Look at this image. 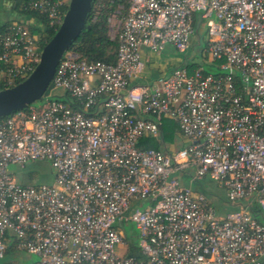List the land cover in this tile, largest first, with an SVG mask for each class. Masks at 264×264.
I'll return each instance as SVG.
<instances>
[{"label":"built area","instance_id":"1","mask_svg":"<svg viewBox=\"0 0 264 264\" xmlns=\"http://www.w3.org/2000/svg\"><path fill=\"white\" fill-rule=\"evenodd\" d=\"M125 1L114 62L67 50L41 106L0 117V264H18L10 241L38 264H264V0ZM68 3L0 0V90L33 71ZM195 24L211 71L188 62L135 82L144 50L185 53ZM163 118L188 141L181 160L141 144ZM35 160L50 163L52 183L19 174ZM188 167L239 207L217 214L175 175ZM129 223L139 257L127 254Z\"/></svg>","mask_w":264,"mask_h":264},{"label":"rangeland","instance_id":"2","mask_svg":"<svg viewBox=\"0 0 264 264\" xmlns=\"http://www.w3.org/2000/svg\"><path fill=\"white\" fill-rule=\"evenodd\" d=\"M3 15L5 16L6 14L4 13ZM109 23H110V31L108 35L112 38L114 37L117 29L122 23V20L120 18L119 8H117V10L114 11L112 16L110 17ZM199 36L201 43L195 44ZM205 38H206V29L205 27H202L201 29H199L198 33L192 35L190 49H188L185 53H179L175 51L171 46H167V48H165V50L161 53L162 54L161 60L168 65V68H170V70L183 66L185 65V63L193 61L194 63L197 62L203 64V66L206 67L207 70L211 71L210 67L207 66L206 57L199 55L200 50L205 49V47L203 46L204 44L203 42ZM58 92L60 93L61 90L58 89L57 93ZM42 103H43V99L36 101L33 104L34 106L39 107L41 106ZM163 124L166 129L168 127L169 129H171V133L170 135L166 133V136L165 135L163 136V140L156 139L157 142L159 143L158 146L161 143L162 147H164L163 145H165L164 143L165 140L166 143L174 142L177 145V147H184V145H186L187 140L179 133V131H177L174 122L170 119L163 118ZM17 168L21 176L26 173H29L30 181L32 183H52L54 180V169L52 168V166L48 161L35 160L27 163L26 166H24L23 168H20L19 166H17ZM180 181L182 184L189 186L190 181L185 175L180 177ZM191 187L194 191L203 190L204 192H206V194L212 201V205L216 207L218 206L223 208L225 207L227 208L226 210L228 211L235 209L233 207V204L228 202L224 189L220 187L215 180L210 179L208 176L198 180L197 182H194L193 184H191ZM224 212L225 211H220L217 214L220 215ZM126 228H128V230L130 231H133V233L136 232L134 225L131 223H129L126 226ZM125 248L126 246L123 244L117 246V250H119L121 253L124 252ZM15 259L18 264H32L33 262L38 260V257L32 253H28L26 251H20L18 254H15Z\"/></svg>","mask_w":264,"mask_h":264},{"label":"water","instance_id":"3","mask_svg":"<svg viewBox=\"0 0 264 264\" xmlns=\"http://www.w3.org/2000/svg\"><path fill=\"white\" fill-rule=\"evenodd\" d=\"M93 1L69 0L60 26L43 45L33 71L20 82L0 90V117L42 100L59 60L80 35Z\"/></svg>","mask_w":264,"mask_h":264},{"label":"trees","instance_id":"4","mask_svg":"<svg viewBox=\"0 0 264 264\" xmlns=\"http://www.w3.org/2000/svg\"><path fill=\"white\" fill-rule=\"evenodd\" d=\"M118 5H122L121 14L124 15L127 10V3L125 0H94L92 3L91 10L88 14L87 21L76 40L70 45L68 50H72L77 53L81 58L87 60H101L105 62H114L117 40L112 39L109 34V18L112 16L114 11L117 10ZM68 4L65 5L64 10H67ZM27 14L32 15L36 18L37 22H42L45 26L47 21L39 15L37 12H28ZM197 23V21H195ZM197 24H195L196 26ZM30 29L36 34H41V29L37 26L31 25ZM54 29H50L46 26L45 36L43 43L53 35ZM42 43V44H43ZM197 65L193 63L192 66ZM23 80V78L16 81V83ZM157 148L156 144L153 145ZM254 215L262 221L259 214V208L253 207ZM128 255L140 256V250L137 243L132 239H128Z\"/></svg>","mask_w":264,"mask_h":264},{"label":"crops","instance_id":"5","mask_svg":"<svg viewBox=\"0 0 264 264\" xmlns=\"http://www.w3.org/2000/svg\"><path fill=\"white\" fill-rule=\"evenodd\" d=\"M2 16H3V13L0 12V17H2ZM201 28H202L201 26L198 28V25H196V29H197L196 30V33H198L199 29H201ZM196 43H201L200 42V36L198 37V40H197V42H195V44ZM203 43H204L203 46L205 47V45H206L205 44V40H204ZM202 52H204V49H201L200 50L199 55L204 56L202 54ZM161 53L156 54L154 52H151V51H148V50H144L143 57L146 59V68H145V71L143 72V74L141 75V77H139L138 79H136V81H135L136 83H138V84L139 83H149V82H151L153 80H156L158 77H160L162 75H167V74L170 73L171 70H170V68H168V65L161 60V55H162ZM191 62L194 63L193 61H191ZM196 64H198V63L196 62ZM173 122H174V124H175V126L177 128V131H179L178 130L177 123L175 121H173ZM166 133H168L170 135L171 129H169V127L166 129L164 127V124H163V121H162L160 135L158 137H147V138H144V139L141 140V144L144 145L145 147L155 148V149L162 150V151H164L166 153L171 154L172 156L176 157L179 160L183 159L184 158V155H186V148H187V145H188V141H186V145H184V147H177V145L174 142L166 143L165 140H164L165 145H163L164 147H162L161 143L158 146L159 143L157 142V140L158 139L163 140V136L164 135L166 136ZM154 144H156L157 148L153 146ZM183 148H184V150H183ZM192 173H193V168L192 167H188L187 169L183 170V172H177L175 175L177 176V178L179 179V181H180V177L183 176V175H185L189 179V181H190L188 187H190L192 189L191 184H193L194 182H197V181H192L191 180L190 176H191ZM180 183H181V181H180ZM182 185H184V184H182ZM218 185H219V183H218ZM184 186H186V185H184ZM192 191L194 193H201V194H203L204 196H206V198L208 199V201L212 204V201L210 200V198L208 197V195L206 194V192H204L203 190H201V191L200 190H195L194 191L192 189ZM214 207H215L217 213H219L220 211H225L224 213L220 214V216H223L227 212H230V211L226 210L227 208H225V207L224 208L223 207H220V206H218V207L214 206ZM233 207L235 209H237L239 206L237 204H233ZM235 209H233V210H235ZM233 210H231V211H233ZM126 234L128 236V239L132 238L137 243V239L135 238L136 237L135 236L136 235V232L133 233V231H130L127 228ZM19 252L20 251H18L17 249H15L13 247V243L10 241L9 242L8 251H7V254H8L7 259L16 260L15 259V254H18ZM32 264H38V260L35 261V262H33Z\"/></svg>","mask_w":264,"mask_h":264}]
</instances>
